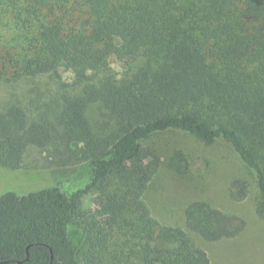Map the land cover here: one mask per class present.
Here are the masks:
<instances>
[{"label": "trees", "instance_id": "obj_1", "mask_svg": "<svg viewBox=\"0 0 264 264\" xmlns=\"http://www.w3.org/2000/svg\"><path fill=\"white\" fill-rule=\"evenodd\" d=\"M62 69L72 83L54 82ZM44 78L55 92L0 108V168L71 173L0 196V264H211L189 232L217 242L245 225L205 200L186 229L153 215L170 135L235 154L264 220V0H0V82ZM93 192L101 207L85 210ZM249 195L231 183L234 201Z\"/></svg>", "mask_w": 264, "mask_h": 264}, {"label": "rangeland", "instance_id": "obj_2", "mask_svg": "<svg viewBox=\"0 0 264 264\" xmlns=\"http://www.w3.org/2000/svg\"><path fill=\"white\" fill-rule=\"evenodd\" d=\"M112 68L121 70L122 64L113 58ZM59 75L57 80L54 79L55 83L61 80L69 84L75 78V74L66 69ZM48 82V78L34 82L26 80L16 85L0 82V108L7 103L26 102L32 89L38 93L55 92L56 84L51 83L52 79L49 85ZM161 141L164 165L146 194L153 215L163 224L186 229V208L195 201H208L216 208L235 214L245 225L237 237L217 242H208L189 232L208 253L211 264H264V220L255 209L259 192L248 169L235 154L220 145L209 148L183 135L165 136ZM31 159L19 171L0 168V196L9 191L20 194L37 191L55 185L61 176L71 173L63 169L46 170L47 164L42 161L37 164ZM238 177L250 185V195L242 202H236L230 196L231 183ZM83 207L98 211L100 195L97 192L88 194Z\"/></svg>", "mask_w": 264, "mask_h": 264}]
</instances>
